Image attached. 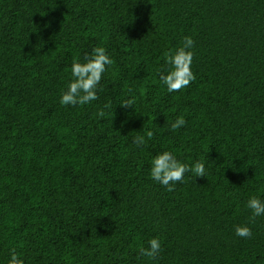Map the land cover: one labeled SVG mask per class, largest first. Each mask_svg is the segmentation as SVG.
<instances>
[{
  "label": "trees",
  "instance_id": "trees-1",
  "mask_svg": "<svg viewBox=\"0 0 264 264\" xmlns=\"http://www.w3.org/2000/svg\"><path fill=\"white\" fill-rule=\"evenodd\" d=\"M184 37L196 80L168 93L158 73ZM94 47L114 60L103 92L62 106L72 61ZM163 150L203 160L207 177L167 191L149 177ZM252 195L264 198V0H0V264L12 248L23 264H153L138 256L153 237L155 264H264Z\"/></svg>",
  "mask_w": 264,
  "mask_h": 264
},
{
  "label": "clouds",
  "instance_id": "clouds-1",
  "mask_svg": "<svg viewBox=\"0 0 264 264\" xmlns=\"http://www.w3.org/2000/svg\"><path fill=\"white\" fill-rule=\"evenodd\" d=\"M195 42L191 37H184L182 45L174 51L165 55V69L159 70V80L166 86L168 93L179 92L187 89L196 80L192 70ZM114 64L113 58L104 47H94L90 53L85 52L83 62L74 59L71 63L72 79L67 83L66 89L62 90L59 103L62 106H83L89 105L99 99V93L103 92L102 78L109 68ZM135 100L133 97L121 100L120 107L133 109ZM105 107H109L105 105ZM104 117L103 111L99 112ZM187 121L183 116L177 117L170 122V131L176 132L183 128ZM154 133L149 130L144 135H137L132 138L131 143L138 149H143L147 141ZM149 177L167 191L172 192L177 183H183L186 173H193L194 177H207V169L203 160L196 161L192 165L182 163L176 154L169 150H163L151 157ZM246 208L250 210L249 223H254L257 217L264 216V198L260 195H252L246 201ZM235 235L248 239L252 237V229L248 225H236ZM10 258L8 264H23V259L14 248L9 250ZM163 252L162 242L159 238L153 237L147 241V247L140 246L138 256L147 258L153 262L161 257Z\"/></svg>",
  "mask_w": 264,
  "mask_h": 264
}]
</instances>
